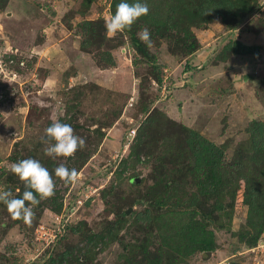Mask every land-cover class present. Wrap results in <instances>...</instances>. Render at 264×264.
Returning a JSON list of instances; mask_svg holds the SVG:
<instances>
[{"label":"rangeland","instance_id":"1","mask_svg":"<svg viewBox=\"0 0 264 264\" xmlns=\"http://www.w3.org/2000/svg\"><path fill=\"white\" fill-rule=\"evenodd\" d=\"M89 2L9 0L0 10V191H11L16 198L20 182L13 179L18 177L10 165L28 158L38 160L55 181L54 195L34 206L31 223L16 222L0 203V264H48L77 246L72 264H78V257L80 264H145L150 254L159 256V243L148 245L161 238L157 228L151 226L147 233L134 219L147 206H126V211L132 209L129 217L134 216L118 228V240L100 244L87 262L79 253L86 246L80 231L62 229L65 234L50 247L36 233L40 225L64 224L70 216L69 224L83 223L79 230L101 233L107 221L115 219V207L107 201L117 205L118 197L123 201L148 194L154 185L155 157L149 163L144 156L141 162L129 158L130 146L147 117L144 106L226 145L228 159L248 139V124L264 122V0H257L255 10L234 29L219 19L205 29H193L201 48L191 58L172 55L167 41L153 40L151 62L122 32L107 35L101 48L93 44L82 50L83 22L106 23L112 14V0ZM234 40L260 46V57L231 55L222 60L224 48ZM153 65L160 68L163 85L152 79ZM54 120L70 124L74 134L86 141L72 157H49L44 152L48 145L41 137ZM133 129L135 137L130 136ZM171 143L170 134L166 148ZM79 156L84 161L78 167ZM60 164L79 172L75 183L55 177ZM131 178H136L137 187ZM180 186L186 197L195 190L194 185ZM112 187L114 193L108 195ZM82 197L91 199V204L81 207ZM58 203L73 207L71 215L64 212L65 220L55 219ZM247 217V207L222 217L225 228H209L216 243L212 253L186 256L173 250L170 254L179 256L180 262L171 259L172 264H264V233L254 247L241 238ZM171 262L164 259L161 264Z\"/></svg>","mask_w":264,"mask_h":264},{"label":"trees","instance_id":"2","mask_svg":"<svg viewBox=\"0 0 264 264\" xmlns=\"http://www.w3.org/2000/svg\"><path fill=\"white\" fill-rule=\"evenodd\" d=\"M8 2L9 0H0V10L5 9ZM91 2L92 0L89 3ZM121 2L131 4L136 0H112L110 15H114L117 5ZM139 2L147 4L149 12L139 18L130 29L123 31L122 36H129L133 48H136L138 54L148 62L155 56L138 37L140 30L147 28L151 34V41L156 39L167 41L172 55L191 58L201 48L193 29H205L216 19L222 21L227 28L234 29L245 16L255 10L257 4V0H139ZM81 29L85 35L82 50L87 51L93 44L101 48L102 43L107 40L104 20L84 21ZM260 51V46L246 45L234 40L224 48L222 60L228 59L231 55L260 57ZM188 64L186 63V66ZM152 69L151 75L154 76L152 79L159 86L163 85L160 68L153 65ZM143 109L147 117L130 146L129 158L141 162V157L144 156L148 158L149 163V158L155 157L152 173L154 185L144 196L138 195L123 201L118 197L117 205L115 201H107L108 206L112 205L113 207L110 206L112 209L115 207L113 212L115 219L107 221L106 231L84 232L79 230L83 223L68 224L67 230L71 233L80 231L82 241L86 243L85 248L79 250L80 255L86 262L90 261L95 257L91 254L100 244L104 245L106 240H118V228L134 216L127 215L126 206L134 205L147 206L146 211L135 215V223L145 228L147 233L151 226H154L161 235L158 240L148 243L149 246L159 243L157 247L159 256L153 258L150 254L147 259L145 258V264H161L164 259L180 262L177 261L179 256L170 254L173 250L186 256L198 251L212 253L216 249V243L214 230L209 228H225L226 225L221 218L230 217L237 208L243 207L248 208V217L241 238L243 241L248 240L246 242L249 246H256L264 233V122L252 120L248 124L246 129L248 139L239 144L232 158L228 159L226 145H217L200 132L169 118L157 108L148 111L144 106ZM170 134L173 143L168 149L165 145ZM79 159L81 162L78 163V167L84 161L80 156ZM176 178H179V181ZM13 179L20 182L17 185L19 193L16 194V198H20L25 190L24 183L16 177ZM134 179L131 178L130 182L137 187ZM181 184L185 187L194 185L195 190L186 197L179 191ZM106 193L112 195L114 187ZM89 202L91 199L86 201L84 206H89L91 204ZM121 203L124 206L120 205ZM63 211V203H58L54 212L61 214ZM152 214L155 216L152 217ZM20 220L16 219V222ZM78 248L77 246L76 249ZM76 249H66L57 257L51 258L48 264H72ZM76 263L80 264L79 257Z\"/></svg>","mask_w":264,"mask_h":264},{"label":"clouds","instance_id":"3","mask_svg":"<svg viewBox=\"0 0 264 264\" xmlns=\"http://www.w3.org/2000/svg\"><path fill=\"white\" fill-rule=\"evenodd\" d=\"M149 8L147 4L136 0L134 3L121 2L117 5L114 15L107 18L105 23L106 33L114 36L119 32L130 29L131 26L141 17L147 15ZM150 32L147 28L138 33L139 38L147 47H152ZM42 143L48 145L44 152L49 157H72L76 151L86 144L84 138L74 134L70 124L62 123L59 120L45 129ZM10 171L24 183L25 190L22 197L13 198L11 191H0V203L7 207L13 219H21L25 223H31L34 218V206L41 200L54 195L55 181L49 170L38 160L28 158L10 165ZM55 177L65 184L75 183L79 177V172L69 169L64 164H60L54 169Z\"/></svg>","mask_w":264,"mask_h":264},{"label":"built area","instance_id":"4","mask_svg":"<svg viewBox=\"0 0 264 264\" xmlns=\"http://www.w3.org/2000/svg\"><path fill=\"white\" fill-rule=\"evenodd\" d=\"M135 135H136V130L133 129L130 133V136L135 137ZM82 199L85 200L84 204L86 203V201L89 200L88 197L87 198L82 197ZM84 204H82L81 207H83ZM72 211H73V207L71 205L66 204V205H64V211L61 214H57L59 216H57L55 219L56 220H60V219L65 220L66 215L64 212H67L69 215H71ZM70 217L68 218V221L64 224H58L56 221H53L54 223L51 227H46L44 224L40 225L36 231V233L39 235L38 239L45 242L46 245L49 247L52 245H55L57 240L65 234L62 232V229H65L68 227V224H69L68 222L70 220Z\"/></svg>","mask_w":264,"mask_h":264},{"label":"water","instance_id":"5","mask_svg":"<svg viewBox=\"0 0 264 264\" xmlns=\"http://www.w3.org/2000/svg\"><path fill=\"white\" fill-rule=\"evenodd\" d=\"M135 183V181H133ZM132 212V209H129L128 211H126L127 215H130V213Z\"/></svg>","mask_w":264,"mask_h":264}]
</instances>
